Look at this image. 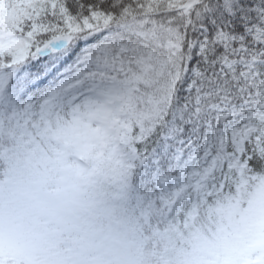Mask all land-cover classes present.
<instances>
[{
  "label": "snow or ice",
  "instance_id": "6c2138e0",
  "mask_svg": "<svg viewBox=\"0 0 264 264\" xmlns=\"http://www.w3.org/2000/svg\"><path fill=\"white\" fill-rule=\"evenodd\" d=\"M0 264H264V0H0Z\"/></svg>",
  "mask_w": 264,
  "mask_h": 264
}]
</instances>
